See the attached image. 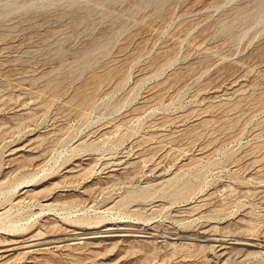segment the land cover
Wrapping results in <instances>:
<instances>
[{
    "label": "rangeland",
    "instance_id": "rangeland-1",
    "mask_svg": "<svg viewBox=\"0 0 264 264\" xmlns=\"http://www.w3.org/2000/svg\"><path fill=\"white\" fill-rule=\"evenodd\" d=\"M0 264H264V0H0Z\"/></svg>",
    "mask_w": 264,
    "mask_h": 264
},
{
    "label": "bare ground",
    "instance_id": "bare-ground-1",
    "mask_svg": "<svg viewBox=\"0 0 264 264\" xmlns=\"http://www.w3.org/2000/svg\"><path fill=\"white\" fill-rule=\"evenodd\" d=\"M12 198V197H11ZM106 228H108V227H106ZM131 229V228H130ZM101 231V230H100ZM103 231H105L103 234H116V232L115 233H113V232H110L111 231V229L110 230H108V229H105V230H103ZM106 231H109V232H106ZM134 231V230H133ZM99 234V233H98ZM122 234V233H121ZM125 234V233H124ZM133 234V233H132ZM97 235V234H96ZM100 235V234H99ZM88 236H89V234L88 235H86V234H83V236L82 237H87L88 238ZM106 236V235H105ZM92 237V236H91ZM52 238V237H51ZM73 238V237H72ZM78 238V237H77ZM2 240V239H1ZM12 240V239H11ZM16 242H18V241H16ZM251 242V241H250ZM12 243V242H11ZM23 243V242H22ZM28 243V242H27ZM26 243V244H27ZM245 243H249V242H246L245 241ZM255 243V242H254ZM33 244V243H32ZM39 244V243H38ZM216 244V243H215ZM253 244V243H252ZM259 245V244H258ZM26 246V245H25ZM33 246V245H32ZM17 247V246H16ZM20 247V246H19ZM23 247V246H22ZM11 248H15V245L14 244H9V242H8V244L6 245V246H4V247H2L1 248V250H8L9 251V249H11ZM18 248V247H17ZM21 248V247H20ZM42 248V247H41ZM2 252V251H1ZM3 253V252H2ZM5 253V252H4ZM7 253V252H6Z\"/></svg>",
    "mask_w": 264,
    "mask_h": 264
}]
</instances>
